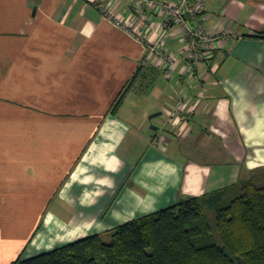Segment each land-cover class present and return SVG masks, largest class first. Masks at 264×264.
I'll list each match as a JSON object with an SVG mask.
<instances>
[{
    "label": "crops",
    "instance_id": "1",
    "mask_svg": "<svg viewBox=\"0 0 264 264\" xmlns=\"http://www.w3.org/2000/svg\"><path fill=\"white\" fill-rule=\"evenodd\" d=\"M204 1L207 29L239 37L195 79L184 55L170 75L145 63L143 42L102 16L110 5L156 38L162 13L144 21L135 0H0V264L105 240L264 168V0ZM182 34L164 49L180 54Z\"/></svg>",
    "mask_w": 264,
    "mask_h": 264
},
{
    "label": "trees",
    "instance_id": "2",
    "mask_svg": "<svg viewBox=\"0 0 264 264\" xmlns=\"http://www.w3.org/2000/svg\"><path fill=\"white\" fill-rule=\"evenodd\" d=\"M12 264H264V168L237 189L128 221L109 242L96 234Z\"/></svg>",
    "mask_w": 264,
    "mask_h": 264
},
{
    "label": "built area",
    "instance_id": "3",
    "mask_svg": "<svg viewBox=\"0 0 264 264\" xmlns=\"http://www.w3.org/2000/svg\"><path fill=\"white\" fill-rule=\"evenodd\" d=\"M134 12L147 21L148 8L152 7L162 13V22L159 34L156 38H149L143 31L138 29L134 23L125 18L124 15L115 11L110 5L100 7L102 16L113 24L131 32L144 44V62L149 64L163 65L166 73L171 74L182 61L187 70L195 79L200 78L199 69L210 57V52L222 39L238 38L239 35L227 28L211 31L205 26L207 20L204 14V0H135ZM150 28L151 25H148ZM171 29L183 31L182 46L180 54L175 55L164 49L163 45ZM177 119L183 118L181 107L175 110Z\"/></svg>",
    "mask_w": 264,
    "mask_h": 264
},
{
    "label": "rangeland",
    "instance_id": "4",
    "mask_svg": "<svg viewBox=\"0 0 264 264\" xmlns=\"http://www.w3.org/2000/svg\"><path fill=\"white\" fill-rule=\"evenodd\" d=\"M157 117L152 119V122H157ZM208 214L210 217L211 224L213 225L214 229L216 230V212L213 210H208ZM218 236V235H217ZM111 240V237L106 238L105 241L109 242Z\"/></svg>",
    "mask_w": 264,
    "mask_h": 264
},
{
    "label": "water",
    "instance_id": "5",
    "mask_svg": "<svg viewBox=\"0 0 264 264\" xmlns=\"http://www.w3.org/2000/svg\"><path fill=\"white\" fill-rule=\"evenodd\" d=\"M160 114H162L161 111L154 112L153 114L150 115V118H154V117H156V116H158ZM152 128L155 129V130H157L158 129V126L157 125H152Z\"/></svg>",
    "mask_w": 264,
    "mask_h": 264
}]
</instances>
